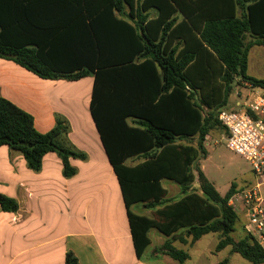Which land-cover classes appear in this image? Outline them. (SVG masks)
<instances>
[{
    "label": "trees",
    "instance_id": "1",
    "mask_svg": "<svg viewBox=\"0 0 264 264\" xmlns=\"http://www.w3.org/2000/svg\"><path fill=\"white\" fill-rule=\"evenodd\" d=\"M254 46L264 47V0H0V58L46 80L93 77L91 117L139 258L157 229L171 239L156 251L181 263L189 255L173 242L193 245L215 233L216 252L231 247L251 264H264L253 235L233 237L235 185L221 196L198 163L207 157L209 133L224 129L218 116L233 87L249 82L264 89V80L247 74ZM69 133L60 117L50 132H38L30 114L0 97V147L20 153L30 170L40 172L44 157L56 153L63 176L74 177L70 159L88 156L69 143ZM134 158L143 161L128 166ZM163 180L178 184L183 197L165 200ZM135 205L156 217L135 213ZM0 207L17 212L19 204L0 194ZM65 264L80 262L69 251Z\"/></svg>",
    "mask_w": 264,
    "mask_h": 264
},
{
    "label": "crops",
    "instance_id": "2",
    "mask_svg": "<svg viewBox=\"0 0 264 264\" xmlns=\"http://www.w3.org/2000/svg\"><path fill=\"white\" fill-rule=\"evenodd\" d=\"M238 13L241 16V11ZM250 65L249 53V76ZM93 82V77L78 81L42 79L12 60L0 58V97L30 114L42 134L55 127L57 117L65 119L70 125L69 143L88 156L86 161L70 159L77 174L67 179L56 153L47 154L41 171L34 172L20 153L0 147V194L19 204L17 212H4L0 207V264H65L69 251L80 264H219L225 259L228 264H245L238 260L239 254L231 253V247L215 251L219 242L215 233L193 245L173 242L175 248L189 255L181 263L156 251L171 237L151 229L149 246L140 258L137 256L121 187L91 117ZM142 161L130 159L127 165L134 167ZM162 183L167 190L165 200L183 197L178 184L168 180ZM194 187L199 188L197 182ZM241 191L236 188L235 193ZM133 210L154 218L152 210L141 205ZM245 224L246 218L239 215L234 234H245ZM202 243L203 249L199 248Z\"/></svg>",
    "mask_w": 264,
    "mask_h": 264
},
{
    "label": "built area",
    "instance_id": "3",
    "mask_svg": "<svg viewBox=\"0 0 264 264\" xmlns=\"http://www.w3.org/2000/svg\"><path fill=\"white\" fill-rule=\"evenodd\" d=\"M241 83L248 91L245 100L235 111H221L218 119L226 132L227 148L250 163L256 183L235 193L229 205L246 218L247 233L264 250V89L249 82Z\"/></svg>",
    "mask_w": 264,
    "mask_h": 264
},
{
    "label": "rangeland",
    "instance_id": "4",
    "mask_svg": "<svg viewBox=\"0 0 264 264\" xmlns=\"http://www.w3.org/2000/svg\"><path fill=\"white\" fill-rule=\"evenodd\" d=\"M248 41H255V39L249 37ZM250 55V75L257 79H264V47L254 46L250 50ZM253 69L255 71L254 73ZM238 92L241 93V96H238ZM247 95L248 91L243 88L242 83L240 82L238 86L236 84L232 89L227 106L224 110H237L236 104L244 101ZM225 138L226 132L224 129L218 128L212 130L207 136L205 143L207 157L205 159L201 158L198 162L208 180L215 184L221 196L226 195L232 185H235L236 188L241 190H246L253 187L256 183L250 163L243 157L230 151L226 146ZM196 142L197 140L195 139L192 141V144L196 145ZM194 188L196 189V187ZM50 193H53V191H50ZM50 205L51 211H53L52 203H50ZM152 212V216L156 217L154 211ZM243 233L246 234V231ZM243 235L233 234V237L239 240L240 236L244 237ZM203 245H205V243L200 244L199 248L203 249ZM194 250H197V247H194ZM237 257L240 262L243 261L245 264H251L240 255H237ZM212 259H214V257H212Z\"/></svg>",
    "mask_w": 264,
    "mask_h": 264
}]
</instances>
